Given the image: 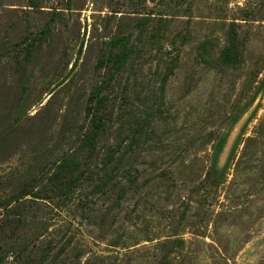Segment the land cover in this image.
<instances>
[{
    "label": "rangeland",
    "instance_id": "374dc122",
    "mask_svg": "<svg viewBox=\"0 0 264 264\" xmlns=\"http://www.w3.org/2000/svg\"><path fill=\"white\" fill-rule=\"evenodd\" d=\"M0 264H264V0H0Z\"/></svg>",
    "mask_w": 264,
    "mask_h": 264
},
{
    "label": "trees",
    "instance_id": "16d2710c",
    "mask_svg": "<svg viewBox=\"0 0 264 264\" xmlns=\"http://www.w3.org/2000/svg\"><path fill=\"white\" fill-rule=\"evenodd\" d=\"M234 39H235V37H234ZM232 40H233V38H232ZM235 53H236V51H235V48H234L233 44H232V46L227 47L224 50V55H223L224 61L226 63H233V61H234V54Z\"/></svg>",
    "mask_w": 264,
    "mask_h": 264
}]
</instances>
